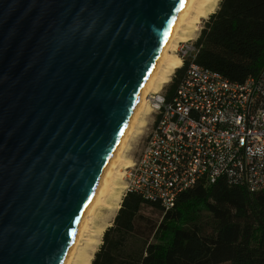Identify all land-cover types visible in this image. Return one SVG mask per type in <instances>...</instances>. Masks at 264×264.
Listing matches in <instances>:
<instances>
[{"label": "water", "instance_id": "obj_1", "mask_svg": "<svg viewBox=\"0 0 264 264\" xmlns=\"http://www.w3.org/2000/svg\"><path fill=\"white\" fill-rule=\"evenodd\" d=\"M181 0H0V264H57Z\"/></svg>", "mask_w": 264, "mask_h": 264}, {"label": "trees", "instance_id": "obj_2", "mask_svg": "<svg viewBox=\"0 0 264 264\" xmlns=\"http://www.w3.org/2000/svg\"><path fill=\"white\" fill-rule=\"evenodd\" d=\"M195 60L231 80L264 68V0H219L204 21ZM187 62L166 91L177 85ZM90 264H264V189L219 176L180 192L174 205L126 191Z\"/></svg>", "mask_w": 264, "mask_h": 264}, {"label": "built area", "instance_id": "obj_3", "mask_svg": "<svg viewBox=\"0 0 264 264\" xmlns=\"http://www.w3.org/2000/svg\"><path fill=\"white\" fill-rule=\"evenodd\" d=\"M195 39L175 49L181 61L175 70L187 65L174 90L166 91L172 73L147 95L151 127L125 171V192L165 208L199 180L219 176L250 191L264 189V68L231 80L196 62Z\"/></svg>", "mask_w": 264, "mask_h": 264}, {"label": "bare ground", "instance_id": "obj_4", "mask_svg": "<svg viewBox=\"0 0 264 264\" xmlns=\"http://www.w3.org/2000/svg\"><path fill=\"white\" fill-rule=\"evenodd\" d=\"M216 2L217 0L180 1L57 264L91 263L99 239L109 225V219H112L119 208L120 198L127 186V181L122 186L120 183L121 169H127L131 164L130 160L124 157L123 151L130 135L136 136V132H143L141 127L147 120H140L139 117L142 114L147 117L150 113L147 109L149 107L146 106L147 95L150 91H159L162 85L169 81L181 62L178 55L173 53L176 46L196 36L200 19L213 10Z\"/></svg>", "mask_w": 264, "mask_h": 264}, {"label": "rangeland", "instance_id": "obj_5", "mask_svg": "<svg viewBox=\"0 0 264 264\" xmlns=\"http://www.w3.org/2000/svg\"><path fill=\"white\" fill-rule=\"evenodd\" d=\"M218 3H219V0H217V2H216V5L214 6V8H213V10L211 11V12H209L207 15H206V17L205 18H201L200 19V23H199V28H198V31L196 32V35L198 34V32L200 31V29H201V27L203 26V24H204V21L208 18V16H209V14H211V13H213L214 11H216V9L218 8ZM177 47V46H176ZM176 49V48H175ZM178 51V50H177ZM173 53H175V54H177L176 53V50H174V52ZM175 72V71H174ZM173 72V73H174ZM173 77V76H172ZM172 77H171V79H172ZM165 86V85H164ZM164 86H163V89H164ZM146 104H147V102H146ZM147 106V105H146ZM148 110H149V108H147ZM145 116V115H144ZM143 116V114L139 117L140 118V120H147V122H146V124H144L141 128L143 129V132L142 133H137L136 132V136H132V135H130V137H129V140L127 141V146L126 147H124L125 149H124V151H123V154H124V157L126 158V159H129L130 160V162L129 163H132V161H134V160H136L137 159V157L139 156V153H140V151H141V149H142V147H143V145H144V142H145V139H146V135H147V133H148V131L150 130V127H151V118H150V113H149V115H147V117H144ZM135 134V133H134ZM121 171H122V176H121V181H120V183H121V186L123 185V184H125V182H126V175H127V169H124V168H122L121 169ZM126 171V172H125ZM124 193V192H123ZM117 211V210H116ZM115 214H116V212L113 214V217H112V219H109V225H107L106 226V228L108 227V226H110L111 224H112V220H113V218H114V216H115ZM105 228V229H106ZM104 229V230H105ZM104 232V231H103ZM103 234V233H102ZM101 238H102V236L100 237V239H99V243H98V245L96 246V248H95V251L98 249V247H99V245H100V243H101ZM94 251V252H95ZM93 255H94V253H93ZM93 258V257H92ZM92 260V259H91Z\"/></svg>", "mask_w": 264, "mask_h": 264}, {"label": "crops", "instance_id": "obj_6", "mask_svg": "<svg viewBox=\"0 0 264 264\" xmlns=\"http://www.w3.org/2000/svg\"><path fill=\"white\" fill-rule=\"evenodd\" d=\"M199 33V32H198ZM198 35V34H197ZM197 35L195 36V37H197ZM125 194V192L122 194V196H121V198H120V202H121V199H122V197H123V195Z\"/></svg>", "mask_w": 264, "mask_h": 264}]
</instances>
